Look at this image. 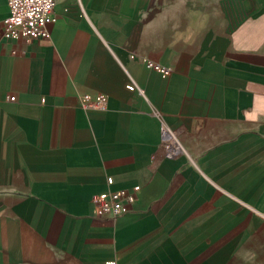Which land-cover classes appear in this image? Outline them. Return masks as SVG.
<instances>
[{
    "label": "crops",
    "instance_id": "1",
    "mask_svg": "<svg viewBox=\"0 0 264 264\" xmlns=\"http://www.w3.org/2000/svg\"><path fill=\"white\" fill-rule=\"evenodd\" d=\"M54 16L15 53L0 39V264H264V0H57ZM161 124L184 155L158 151Z\"/></svg>",
    "mask_w": 264,
    "mask_h": 264
},
{
    "label": "built area",
    "instance_id": "2",
    "mask_svg": "<svg viewBox=\"0 0 264 264\" xmlns=\"http://www.w3.org/2000/svg\"><path fill=\"white\" fill-rule=\"evenodd\" d=\"M57 0H6L7 15L2 20L0 39L11 43L12 53H15L16 42L20 39L31 42L38 38L49 37L47 26L55 21L54 7ZM152 67L163 76L169 70L158 64L149 62ZM133 86L131 87V89ZM10 99H13L12 97ZM107 97L104 94L81 97V107L85 111L106 109ZM185 134L178 128H170L161 124L159 128L158 151L168 159H177L185 154L183 139ZM131 192L119 190L107 197L95 196L92 199L93 216L116 218L128 208L135 198V190Z\"/></svg>",
    "mask_w": 264,
    "mask_h": 264
}]
</instances>
